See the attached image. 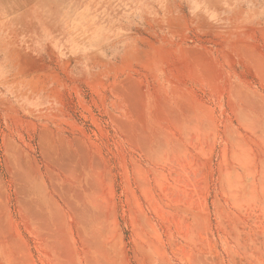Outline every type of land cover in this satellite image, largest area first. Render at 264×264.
I'll return each instance as SVG.
<instances>
[{
    "label": "rangeland",
    "instance_id": "obj_1",
    "mask_svg": "<svg viewBox=\"0 0 264 264\" xmlns=\"http://www.w3.org/2000/svg\"><path fill=\"white\" fill-rule=\"evenodd\" d=\"M0 264H264V0H0Z\"/></svg>",
    "mask_w": 264,
    "mask_h": 264
}]
</instances>
